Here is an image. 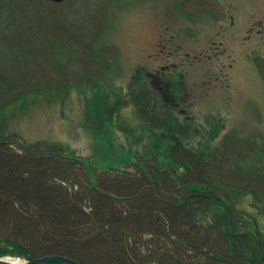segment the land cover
<instances>
[{
  "label": "trees",
  "instance_id": "16d2710c",
  "mask_svg": "<svg viewBox=\"0 0 264 264\" xmlns=\"http://www.w3.org/2000/svg\"><path fill=\"white\" fill-rule=\"evenodd\" d=\"M0 6L7 10L1 14L12 10L24 13L23 19L30 7L50 9L35 2L23 8L15 0H0ZM48 20L57 24V14ZM16 24L0 18L1 49L18 61L38 59L39 53L11 41ZM45 26L31 32L41 38ZM22 34L31 35L24 28ZM17 83L0 75V258L264 264V236L255 220L264 217L262 137L252 141L230 134L218 144L215 136L197 140L193 119L177 113L168 85L165 101L141 89L131 92L130 99L151 143L130 153L134 160H125L120 168H97L61 145L25 143L6 135L4 110L35 91L24 92ZM50 231H62V240L53 241Z\"/></svg>",
  "mask_w": 264,
  "mask_h": 264
},
{
  "label": "rangeland",
  "instance_id": "374dc122",
  "mask_svg": "<svg viewBox=\"0 0 264 264\" xmlns=\"http://www.w3.org/2000/svg\"><path fill=\"white\" fill-rule=\"evenodd\" d=\"M71 2L43 12L30 7L24 19V13L0 9V18L18 25L11 41L40 54L22 62L0 47V75L24 92L35 90L4 110L6 135L61 145L97 168H120L130 153L151 143L130 93L145 89L165 101L168 85L176 112L193 119L197 140L215 136L218 144L230 134L264 139V85L249 61L250 44L240 39L241 28L263 17L264 0ZM49 14H57V24ZM43 26L41 38L31 32ZM22 28L29 38L18 35ZM19 215L27 217L21 210ZM255 218L264 236V217ZM60 232L49 235L62 240Z\"/></svg>",
  "mask_w": 264,
  "mask_h": 264
},
{
  "label": "flooded vegetation",
  "instance_id": "af4514ba",
  "mask_svg": "<svg viewBox=\"0 0 264 264\" xmlns=\"http://www.w3.org/2000/svg\"><path fill=\"white\" fill-rule=\"evenodd\" d=\"M17 1L19 4H21L23 6V8L27 6H31L32 2L37 3V6H41L44 2L46 4V6H51L53 8H61L63 7L65 4L67 5H72L73 2L69 3L70 1H74L76 4V0H63L61 2H56L53 0H15ZM188 3H186L187 5ZM191 3L189 2L188 4V8L191 11ZM187 7V6H186ZM188 10V9H187ZM229 19H233L232 16H229ZM257 24H251L247 29L245 28H241L240 32L242 34V36L240 37V39L242 40V44H244L245 42H248L252 48V50L250 51V55H249V61L252 64V66L254 67L257 76L259 77V79L261 80L262 84L264 85V15L261 19L256 20ZM225 27V26H223ZM228 27H233V22L230 23V25H228L226 28H222V30H226ZM230 34H232V32H230ZM226 35L221 34V38L225 37ZM219 56V55H218ZM219 74L220 72H223V66L219 67ZM179 76L181 77V74H177V77L179 79Z\"/></svg>",
  "mask_w": 264,
  "mask_h": 264
},
{
  "label": "water",
  "instance_id": "95a60500",
  "mask_svg": "<svg viewBox=\"0 0 264 264\" xmlns=\"http://www.w3.org/2000/svg\"><path fill=\"white\" fill-rule=\"evenodd\" d=\"M56 2H61L63 0H53ZM0 264H79L76 261L61 257V256H45L38 259L31 257L17 258L14 261H6L5 259H0Z\"/></svg>",
  "mask_w": 264,
  "mask_h": 264
},
{
  "label": "bare ground",
  "instance_id": "6f19581e",
  "mask_svg": "<svg viewBox=\"0 0 264 264\" xmlns=\"http://www.w3.org/2000/svg\"><path fill=\"white\" fill-rule=\"evenodd\" d=\"M6 261H14V259L7 258Z\"/></svg>",
  "mask_w": 264,
  "mask_h": 264
}]
</instances>
